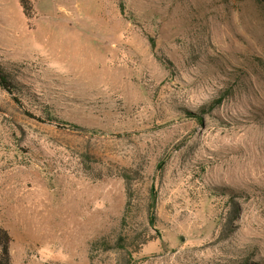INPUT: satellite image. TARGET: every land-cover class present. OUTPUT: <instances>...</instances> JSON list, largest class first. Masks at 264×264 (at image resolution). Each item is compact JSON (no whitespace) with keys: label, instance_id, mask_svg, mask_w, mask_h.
I'll return each mask as SVG.
<instances>
[{"label":"rangeland","instance_id":"rangeland-1","mask_svg":"<svg viewBox=\"0 0 264 264\" xmlns=\"http://www.w3.org/2000/svg\"><path fill=\"white\" fill-rule=\"evenodd\" d=\"M30 1L0 0L12 264H264V0Z\"/></svg>","mask_w":264,"mask_h":264},{"label":"trees","instance_id":"trees-1","mask_svg":"<svg viewBox=\"0 0 264 264\" xmlns=\"http://www.w3.org/2000/svg\"><path fill=\"white\" fill-rule=\"evenodd\" d=\"M21 4L24 8V12L29 14L32 10V4L30 0H20ZM0 85L7 90L8 92L12 93L14 84L10 80L9 76L2 70L0 67ZM225 97L221 96L212 101V103L208 106H204L201 108V112L206 114L210 113L217 105H219ZM127 176V174H126ZM127 178H129L127 176ZM128 190L131 192L132 184L128 182ZM150 196L152 198V206L148 211V221L152 224L155 222V199H156V192L154 187L150 190ZM13 243V237L10 232L0 227V264H12V253H11V246ZM244 264H251V263H244Z\"/></svg>","mask_w":264,"mask_h":264}]
</instances>
